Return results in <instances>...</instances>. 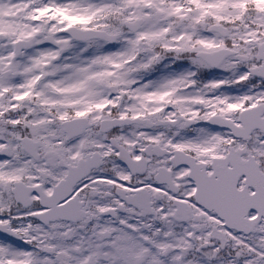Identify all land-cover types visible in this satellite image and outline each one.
Masks as SVG:
<instances>
[{
  "label": "snow or ice",
  "instance_id": "6c2138e0",
  "mask_svg": "<svg viewBox=\"0 0 264 264\" xmlns=\"http://www.w3.org/2000/svg\"><path fill=\"white\" fill-rule=\"evenodd\" d=\"M0 264H264V0H0Z\"/></svg>",
  "mask_w": 264,
  "mask_h": 264
}]
</instances>
